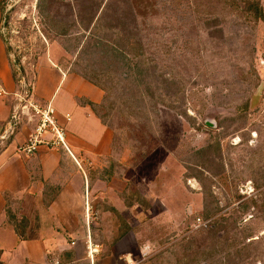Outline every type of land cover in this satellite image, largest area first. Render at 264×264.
Listing matches in <instances>:
<instances>
[{
    "label": "rangeland",
    "instance_id": "obj_1",
    "mask_svg": "<svg viewBox=\"0 0 264 264\" xmlns=\"http://www.w3.org/2000/svg\"><path fill=\"white\" fill-rule=\"evenodd\" d=\"M128 1L46 0L38 10L6 0L14 84L3 89L31 95L45 55L102 88L96 113L115 134L119 167L133 168L135 193L123 201L144 212L131 220L149 240L136 264H264V0ZM128 33L142 45L126 60L139 76L108 66L109 46Z\"/></svg>",
    "mask_w": 264,
    "mask_h": 264
},
{
    "label": "crops",
    "instance_id": "obj_2",
    "mask_svg": "<svg viewBox=\"0 0 264 264\" xmlns=\"http://www.w3.org/2000/svg\"><path fill=\"white\" fill-rule=\"evenodd\" d=\"M0 81L8 92L13 90L1 33ZM103 95L99 87L62 69L50 55L39 58L31 97L51 103L70 153L44 146L31 156L16 153L36 127L26 118L0 151V264H89L88 236L100 250L94 256L96 264H136L134 255L142 259L148 252L149 240L143 242L139 231L143 225L137 229L131 223L140 224L144 212L136 203L130 205V198L127 205L123 201L135 193L128 172L132 165L119 167L115 134L96 113ZM10 96L13 93L0 97V133L7 135L17 105ZM120 220L127 225L123 232Z\"/></svg>",
    "mask_w": 264,
    "mask_h": 264
},
{
    "label": "built area",
    "instance_id": "obj_3",
    "mask_svg": "<svg viewBox=\"0 0 264 264\" xmlns=\"http://www.w3.org/2000/svg\"><path fill=\"white\" fill-rule=\"evenodd\" d=\"M8 93L3 89L0 82V96H6ZM14 97L18 100V103L12 109V115L10 118V135L6 133L0 134V140L8 139L14 131H16L17 125L22 119V115L26 116L28 121H36V127L34 131L28 136L26 141L16 148V153L23 156L33 155L41 146L49 149L63 148L68 153L69 147L66 143V133L63 126H61L56 120L55 110L50 102L39 103L32 99L31 95L20 94L18 92L13 93ZM23 96V99H22ZM27 99V100H25ZM16 125V127H15ZM86 223L88 224L89 216L88 209L86 208ZM197 227L206 228L208 222L197 219ZM100 252L98 246H93L90 237L87 238V258L89 264H96L94 256Z\"/></svg>",
    "mask_w": 264,
    "mask_h": 264
},
{
    "label": "trees",
    "instance_id": "obj_4",
    "mask_svg": "<svg viewBox=\"0 0 264 264\" xmlns=\"http://www.w3.org/2000/svg\"><path fill=\"white\" fill-rule=\"evenodd\" d=\"M89 3H93V4H96V7L97 6H99V4H101V3H107V2H110V1H112V3H114V2H116L117 0H87ZM5 2H6V0H0V13H1V17H0V33H1V36H2V38H3V41L5 42V39H4V36H3V32H2V22H3V20L5 21L6 20V17H4L3 16V14L5 13ZM127 2H129L128 0H127ZM120 3V2H119ZM128 4V3H127ZM46 5V0H36V4H35V7L38 9V10H40V8H41V6H45ZM129 6H130V4H129ZM138 9V8H137ZM143 9H145V8H143ZM129 12H130V15H129V17L127 18V19H129L130 21H131V18H132V23H131V26H132V28H135L137 25H138V18H135V16H132L133 15V12H134V9L133 8H129ZM257 14V16L258 17H260V16H262V17H264V14H262V13H260V12H257L256 13ZM93 17V16H92ZM88 22H91V20L90 21H88ZM135 37H137V39H136V43H132L131 42V40H130V33H128L127 35H124V36H121L120 38H117V39H119V42L118 41H116V43L114 44L115 45V47H113V45L112 46H109V48H111L110 50V54H111V56L112 57H109V59L111 60L110 61V65H108V66H114V67H117V68H119V67H121L120 66V64L117 62V61H120V63H121V65L123 66V68H125V67H127L128 68V70L129 71H131L132 73H133V75L134 74H137V73H135L134 72V70L131 68V66H130V62H127L126 60L128 59V54H132V53H134L133 54V56H141L142 55V52L141 53H139L140 52V49L142 50V45L140 46L139 44H138V42H139V38H138V34H135ZM131 42V43H130ZM128 44L129 46L128 47H130V50L128 51H126L123 47H122V45H124V44ZM140 48V49H139ZM128 53V54H127ZM117 58H119V59H117ZM139 66H141V62L139 61V62H137V66H135V68H136V70L137 69H139V68H137V67H139ZM134 68V69H135ZM157 67H153V69L155 70ZM149 70V69H148ZM147 70V71H148ZM138 71H140V69L138 70ZM72 72H74V73H76V74H79L80 76H82L84 79H86V80H88L89 82H91L93 85H95V86H97V87H99L100 89H102L98 84H96V82L95 81H93L92 79H91V77H89L88 75H86L85 73H79V71H72ZM131 72H129V73H131ZM140 74H137V76H139ZM13 77H14V75H13ZM162 101H164V100H162ZM161 101V102H162ZM93 107H95V106H93ZM97 107H95V109H96ZM106 125V124H105ZM17 128L18 127H16V130H17ZM9 139H11V137L9 138Z\"/></svg>",
    "mask_w": 264,
    "mask_h": 264
}]
</instances>
